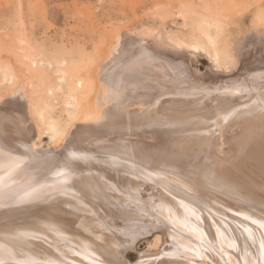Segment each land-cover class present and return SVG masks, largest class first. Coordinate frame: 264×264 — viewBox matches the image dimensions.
<instances>
[{"label":"rangeland","instance_id":"1","mask_svg":"<svg viewBox=\"0 0 264 264\" xmlns=\"http://www.w3.org/2000/svg\"><path fill=\"white\" fill-rule=\"evenodd\" d=\"M192 46L202 47L205 54L190 53ZM263 47L264 0H0V264H264V256L260 260L254 251L264 242L258 239L263 235L258 232H264L259 224H264L263 212L233 203L244 212L231 205L237 217L232 214L227 223L221 217L224 203L216 205L218 194L202 199L214 212L208 219L203 207L169 208L154 184L136 180L124 167L127 175L109 170L103 179L96 162L99 185L109 181L106 198H112L102 199L111 206L118 200L121 215L116 217L95 199L76 201L93 196L83 189L89 185H77L78 177L87 183L83 167H91L90 159H124L133 148H141L136 156L142 166L145 159L166 158L165 149L179 144L201 166L207 162H201L198 152L206 151L205 136L215 138L209 153L233 158L241 144L236 142L240 126L235 115L257 97L264 102ZM73 91L85 98L95 93L91 106L114 116L105 122L108 129L87 126L78 113L72 117L73 109L78 112L68 104ZM41 111L59 123L62 135L58 131L56 139L50 138L38 117ZM123 119L140 125L124 129ZM160 121L177 132L166 134L175 136L168 148L162 144L167 131L147 126ZM178 136L184 138L182 144ZM191 138H197L199 149L188 142ZM117 139L119 148L113 144ZM63 182L77 186L71 203L64 205L80 214L59 232L48 229V220L38 223L36 210L27 213L23 208L12 218L3 216L6 209L38 200V190L54 184L59 188ZM19 190L28 194L26 202L16 197ZM64 190L55 194H68ZM38 202L44 210L57 211L49 200ZM83 220L88 228L80 227ZM236 228L242 231L240 237H234ZM43 236L49 241H40Z\"/></svg>","mask_w":264,"mask_h":264},{"label":"bare ground","instance_id":"2","mask_svg":"<svg viewBox=\"0 0 264 264\" xmlns=\"http://www.w3.org/2000/svg\"><path fill=\"white\" fill-rule=\"evenodd\" d=\"M169 38V37H168ZM172 38V37H171ZM147 40V39H146ZM148 41H150L148 39ZM151 42V41H150ZM170 42V41H169ZM176 45V44H174ZM191 49V48H190ZM202 53L204 52L205 54V50L200 47V46H192V49H191V52L192 54L196 55L197 53ZM255 52V51H253ZM260 52L264 54V47L260 49ZM203 54V55H204ZM247 55H252L253 53L252 52H248L246 53ZM199 56V55H197ZM81 87V86H80ZM72 93V92H71ZM71 103H68L70 108H76L78 109V112L74 111H71L72 113V117L74 118L75 115L78 113L80 115V119L81 120H86L88 122V125L87 126H95L97 125V129L99 130H106L108 129V126L106 127V121L108 120H111V117H114V116H111V115H106L102 112H99V109L98 108H94L91 106V103H92V100H93V96H95V93L94 92H91V93H88L85 98V96H81L79 93H77L76 91H73V94L71 95ZM67 104V105H68ZM78 107H77V106ZM67 108H69L67 106ZM43 111H41L39 114H38V117L42 123V125H45V128L46 130H49V132L51 133L49 136L50 138H54L56 139L55 137H57L58 135V131H59V128L58 125L56 124V122H54L55 120H53L49 114L45 113ZM70 113V112H69ZM47 114V115H46ZM237 118H236V122L235 124L240 126V133H239V136L237 137L236 139V142L237 141H241V144L240 145H236L237 148H240V150L238 151L237 154H235L234 156H232L233 158L230 159V157H224V156H220V157H215L217 154H214L213 153H209V146L211 147V145L213 144L214 141V137L213 136H205L204 139L202 140H205L206 143H205V146L203 148L206 147V151H198V152H202V155H201V162H205L206 159H207V162L204 164V165H201V166H197V164H193L194 162V154L192 153V151L185 149L186 147H182V145H176L175 148L174 146L171 145L173 139H175V136H172V135H167L168 133L172 132L173 135L176 134V130L175 128L171 127L170 128V125H166L165 122H162L160 121L159 123H156V124H152V125H147V126H152L153 128L154 127H157L159 129V131L161 130H166L167 132L165 133V138H164V142L165 143H162V144H165L166 147H170L172 146L171 148H168V149H165L167 150L166 151V158L163 157L162 158H152V160H149V159H145V161L147 162L146 164L140 166L138 165V161H137V151L138 149H141V148H138L137 151L134 150L133 148V151H131L129 153L128 156H126L124 159H121L120 157H116L117 160H109L110 158H106L107 161H99L97 159H90V162H92V165L91 167H89V165L87 164L86 167L84 166L83 167V171L84 173H86V177H85V180L87 183L83 184L82 181L80 179V177H78L77 179V185L78 186H81L83 187V185H89L87 187H84L83 189L89 191V193L91 195H93L92 197H87V195H84V197H82V200L80 199L79 201L76 199V201L78 203H86V202H92L94 199L96 200V202L100 203L101 206H106L107 208V211H115L116 214H114L115 216L118 215L120 216V211L121 208L120 206L119 207H116L118 204V200L117 202H113V207L109 204L108 205V202L103 200L102 198L104 197L105 199H111L112 198L109 196L108 198H106V196L109 193H106L107 192V187H109V181L108 183H104L103 185H99V181L97 180L98 179V176L101 175V174H98L95 170L97 168V166H95L94 164L96 162H98V168H101L102 171L100 172H103V176L105 179V175H108L110 174V171L109 170H117V171H121V169H124L126 168L127 171H129V175L130 176H133L136 180L137 179H140L144 182H146L145 180H147V183L149 184H154L155 187H157V189L160 190V192L162 193H159L161 195H159V200L161 201V197L164 199L166 198V200L168 201V207L171 208L172 207H177L179 208L180 207V204H185L187 205L189 208L191 207H195L197 209H199V207H203V208H206L207 210L205 211L206 213V216L204 214V217H208V214H211L214 213L210 206H209V203L208 202H203V198L204 197H207V195H215V194H218V196L216 197L217 200H216V205H219L221 203V201L224 203L223 207L225 208V211L222 212L221 214V217H224L228 219L227 223L230 221V217L231 215L234 213L231 211V208L230 206L235 203L238 207L239 206H242V207H249L251 210H258L260 211L261 213L263 212V215L264 216V186H262L264 184V102L261 100L259 101V97L255 98L254 100H251L247 105L244 104V107L242 108V112L238 113L237 115H235ZM113 120V119H112ZM124 121L126 119H123ZM119 122V120H118ZM121 123V122H120ZM124 123V122H123ZM126 125H121L122 128L126 129L128 127V125H132V123L134 124H139V122L137 123V121H129V120H126ZM149 124V123H147ZM140 125V124H139ZM177 124L173 125L174 127H176ZM186 125V124H185ZM197 126V125H196ZM48 127V128H47ZM109 127H117L116 125L114 126H109ZM187 127V126H186ZM177 128V127H176ZM191 128V127H190ZM132 129V128H131ZM192 129V128H191ZM190 129V130H191ZM194 129H197V128H194L193 126V130ZM45 130V131H46ZM154 130V129H153ZM189 130V131H190ZM124 131H127V130H124ZM123 131V132H124ZM131 131V130H129ZM157 131V130H156ZM183 131V130H182ZM185 131V130H184ZM192 131V130H191ZM195 131V130H194ZM197 131V130H196ZM49 132H47L49 134ZM149 132V131H148ZM155 132V131H154ZM188 132V131H186ZM59 133L61 134V132L59 131ZM126 133V132H125ZM162 133V132H161ZM160 133V134H161ZM179 133L181 134V132L179 131ZM183 133V132H182ZM59 134V135H60ZM63 134V132H62ZM61 134V135H62ZM132 134V133H131ZM134 134V133H133ZM144 134V133H143ZM154 135H157V137H159L160 134L158 133H152ZM58 135V136H59ZM104 135V133H103ZM106 135V134H105ZM104 135V136H105ZM151 135V134H150ZM177 135V134H176ZM184 135V134H183ZM195 135V134H194ZM96 136V134H95ZM110 136V134H109ZM124 136V134H122V137ZM136 137V135H134ZM139 136V135H138ZM103 137V136H102ZM108 137V136H107ZM119 136H117L118 138ZM126 137V135L124 136ZM124 137H123V140H124ZM142 137V136H141ZM151 137V136H150ZM153 137V136H152ZM186 137V136H185ZM188 137V136H187ZM190 137V136H189ZM194 136H192L193 138ZM106 138V137H105ZM147 138V137H145ZM161 138L160 136V139H163ZM179 140L182 144V142L184 141V138L178 136ZM176 138V139H178ZM181 138L183 139V141L181 140ZM190 139V140H193V139ZM114 141H116L115 138H113ZM136 139V138H135ZM134 139V140H135ZM144 139V138H143ZM159 139V138H158ZM196 139L197 141V138H194V140ZM200 139V138H199ZM244 141H243V140ZM118 141L117 142H112L114 145H118V143L120 142L119 139H117ZM121 140V139H120ZM128 140V139H127ZM139 140V139H137ZM142 140V139H141ZM186 140V139H185ZM189 141L188 139V142L191 143L193 142V144L196 143V141ZM55 141V140H54ZM129 141H133V140H129ZM146 141V140H144ZM152 141V140H151ZM150 141V142H151ZM161 140H159L160 142ZM155 142V140L153 141ZM175 142V141H174ZM186 142V141H185ZM184 142V143H185ZM202 142V141H201ZM235 142V143H236ZM134 143V142H133ZM136 143V142H135ZM134 143V144H135ZM139 144V142H137ZM141 145L142 142H140ZM144 145H147L145 142H143ZM149 143V142H148ZM158 143V142H157ZM156 142L153 144H157ZM179 143V142H178ZM130 144V143H128ZM133 144V145H134ZM152 144V143H151ZM239 144V143H237ZM131 145V144H130ZM140 145V144H139ZM159 145V144H158ZM157 145V146H158ZM175 145V144H173ZM191 144H188L185 146H189ZM196 145V144H195ZM128 146V145H127ZM161 146V145H159ZM178 146V147H177ZM193 146V145H191ZM200 146V145H199ZM100 147V146H98ZM108 147V146H107ZM117 147V146H115ZM120 146L118 145V148ZM147 148L150 147V146H146ZM165 147V146H164ZM177 147V148H176ZM197 149H199L197 147V145L195 146ZM235 147V146H234ZM101 148H104V147H101ZM113 148V147H112ZM117 148V149H118ZM128 148L131 150V146H128ZM151 148V147H150ZM153 148H155L153 146ZM188 148V147H187ZM193 148V147H192ZM196 148L194 149L196 151ZM144 149V148H143ZM157 149V148H156ZM106 150V148H105ZM146 150V149H145ZM145 150L143 151V153L145 152ZM148 150V149H147ZM193 150V149H192ZM241 150H243L241 152ZM113 151V150H112ZM126 151L125 150V154H126ZM129 151V150H128ZM127 151V152H128ZM142 151V150H141ZM149 151V150H148ZM153 151V150H152ZM158 151V150H157ZM161 151V150H160ZM151 152V151H150ZM155 153V150L153 151ZM187 152V153H186ZM241 152V153H240ZM17 153V152H16ZM119 153V151H118ZM117 153V154H118ZM124 153V152H123ZM140 153V152H138ZM152 153V152H151ZM153 153V154H154ZM164 153V152H163ZM189 153V154H188ZM193 154V156H191L190 154ZM197 153V152H196ZM208 153V154H207ZM218 153V152H217ZM146 152L143 154L145 155ZM201 154V153H200ZM139 155V154H138ZM142 154L139 155V157L141 156ZM142 155V157H143ZM151 155V154H150ZM219 155V154H218ZM6 156V155H5ZM4 156V158H5ZM148 156V154L146 155V157ZM157 156H160V155H157ZM1 157V155H0ZM79 157V156H78ZM147 158H150V157H147ZM166 159V160H165ZM209 159V160H208ZM6 160V159H5ZM42 160V158H41ZM44 160V159H43ZM200 160V159H199ZM205 160V161H204ZM109 161V162H108ZM209 161V162H208ZM45 162V160L43 161V163ZM89 162V161H88ZM197 162V161H196ZM200 162V163H201ZM42 163V164H43ZM46 163V162H45ZM61 163V162H60ZM199 163V164H200ZM45 165V164H44ZM124 167V168H122ZM12 169V168H11ZM1 171V170H0ZM16 172V171H15ZM122 172V171H121ZM117 173V172H116ZM126 172H122V174ZM120 174V173H119ZM82 175V174H81ZM127 175V174H126ZM18 176V175H17ZM25 176V175H24ZM115 176V174H114ZM118 177V175H116ZM124 176V174H123ZM30 177V176H29ZM112 177V176H111ZM172 177V178H170ZM109 178V177H108ZM126 178V177H125ZM168 178V179H167ZM54 179V178H53ZM111 179V178H110ZM113 179V178H112ZM123 179V178H122ZM121 179V180H122ZM145 179V180H144ZM60 180V179H59ZM120 180V179H119ZM116 181V180H115ZM55 182V181H54ZM103 182V181H102ZM105 182H107L105 180ZM118 183V181H116ZM122 183V182H121ZM125 183V182H124ZM113 185V182L111 183ZM134 184V183H133ZM56 184H54V186L52 188H48V189H45L42 188L40 190L37 191V193H39L41 196H39L40 198L38 200H49L51 202V204H57L56 207V212H50L49 210H44V208H41V204L40 202H38V200L36 199L35 201H30V200H26L27 197H28V194H24L23 191H15V192H19L18 196L16 197H19V201L22 199L24 200L25 202L27 201V204H25L23 207L17 205V207L15 206L14 208L11 207L9 208L8 210L6 209L5 210V213L3 214L4 217H7L8 219L9 218H12L14 217V215H16L18 212H20L23 208L27 209V213H31V212H34L35 210L38 211L37 213V216L36 217V220L38 221V223H44L46 222L47 220L50 221V225L48 226V229H51L53 232H55L56 230H58L59 232V228L65 224L66 221H70L72 220L71 218L74 217L76 214L79 215L80 213L74 209H72L71 211L67 209V206H65L64 204L66 203H71V201L73 200V198L75 197V195H73L72 193V189L73 187L76 188L77 186L75 185H71L70 187V184L67 185V182H63L61 185H59L60 187L59 188H56L55 186ZM124 185V184H123ZM114 188H116L115 186H113ZM121 187H123L121 185ZM30 188V187H29ZM66 188V189H65ZM133 188V186H132ZM59 189L61 190H64V191H67V193L69 194H66V192L63 193L64 194H61V196H58L56 195L55 193L57 191H59ZM131 189V188H130ZM136 188H134L135 190ZM193 189V190H192ZM60 190V191H61ZM126 190V189H125ZM184 190V191H183ZM59 191V192H60ZM12 192V191H11ZM61 192V193H62ZM102 192V194H100ZM120 193V192H119ZM200 194H203L202 195V198H200L199 196H201ZM42 195H45L44 197H42ZM121 195V194H119ZM157 195V194H156ZM199 195V196H198ZM116 196V195H115ZM72 197V199H70ZM120 197V196H119ZM133 197V196H132ZM170 197V198H169ZM208 198V197H207ZM18 199V198H17ZM30 201V202H29ZM123 201V200H122ZM94 203V202H92ZM205 205H204V204ZM226 203V204H225ZM61 204L63 206H61ZM112 204V203H111ZM172 204H176L177 206H172ZM128 205H129V202H128ZM128 205H127V208H128ZM222 205V204H221ZM235 205V207H236ZM61 206V207H60ZM78 206V205H76ZM182 206V205H181ZM79 207V206H78ZM98 207V206H97ZM233 208H235L233 205H232ZM236 207V208H238ZM16 208V209H15ZM190 208V209H191ZM194 208V209H195ZM100 210V208H98ZM245 209V208H244ZM93 210V209H92ZM126 210V209H125ZM178 210V209H177ZM192 210V209H191ZM204 210V209H203ZM202 210V212H203ZM237 210H240V208H238ZM247 210V209H246ZM89 211V210H88ZM107 211L105 210V213L107 214ZM124 211V210H123ZM123 211H122V214H123ZM195 210H193L192 212H194ZM91 212V211H90ZM86 213L88 216L92 217L91 214ZM98 212V211H97ZM129 212V211H128ZM196 212V211H195ZM198 212V210H197ZM232 212V213H231ZM242 213L244 212L243 210L241 211ZM257 212V211H256ZM259 212V213H260ZM156 213V212H155ZM241 213V214H242ZM246 213V212H245ZM250 213V212H249ZM45 214V215H44ZM100 215V214H99ZM47 216V219H45L44 217ZM220 216V215H218ZM217 216V217H218ZM236 216V215H234ZM247 216V215H246ZM258 216V215H257ZM80 217V216H78ZM117 217V216H116ZM126 217V216H125ZM175 217V216H174ZM195 217V216H194ZM223 217V218H224ZM229 217V218H228ZM237 217V216H236ZM238 217H239V214H238ZM249 217V216H247ZM260 217V216H259ZM258 217V218H259ZM93 218V217H92ZM90 218V219H92ZM102 218V217H101ZM105 218V217H104ZM107 218H109L107 216ZM122 218V217H121ZM181 218V217H180ZM240 218V217H239ZM258 218L256 217V219L258 220ZM261 218V217H260ZM111 219V218H110ZM118 219V218H117ZM209 219V217H208ZM221 219V218H220ZM219 219V220H220ZM233 219V218H231ZM237 219V218H236ZM35 220V221H36ZM119 220V219H118ZM117 220V221H118ZM182 220V218H181ZM212 220V219H210ZM226 220V219H224ZM255 220V219H253ZM260 220V219H259ZM47 221V222H48ZM107 221V220H106ZM110 221V220H109ZM115 221V220H114ZM217 221V220H216ZM252 221V220H251ZM262 221V220H260ZM264 221V220H263ZM102 222V221H101ZM123 222V221H122ZM225 222V221H223ZM250 222V221H249ZM252 222H256V221H252ZM105 223V222H103ZM233 223V222H231ZM243 223V222H242ZM253 223V224H254ZM257 223V222H256ZM113 224V222H112ZM236 224V223H235ZM250 224V223H249ZM252 224V223H251ZM252 224V225H253ZM260 226L261 224L264 225L263 223H260ZM41 225V224H40ZM100 225V224H99ZM106 225V224H105ZM115 225V224H114ZM230 225V224H229ZM238 225V224H237ZM89 225H87L86 221L83 220L80 224V227L81 228H88ZM226 226V224H225ZM228 226V225H227ZM226 226V228H227ZM230 226H232L233 228V224H231ZM258 227H256V224H255V227L257 228V230L261 229V227H259V225L257 224ZM21 227V225H20ZM67 227V226H66ZM106 227V226H105ZM224 227V226H223ZM236 227V226H235ZM234 227V228H235ZM239 227V226H238ZM248 227V226H247ZM253 227V226H252ZM46 228V227H45ZM64 228V227H63ZM100 228V226H99ZM98 228V229H99ZM207 228V227H206ZM205 228V229H206ZM225 228V227H224ZM225 228V229H226ZM231 228V229H232ZM233 228V229H234ZM255 228V229H256ZM259 228V229H258ZM47 231H50L48 230ZM69 229H70V226H69ZM72 231H73V228L71 227ZM212 229V228H211ZM232 229V230H233ZM242 229V227H241ZM245 229V227H244ZM264 229V227L262 228ZM4 230V229H3ZM41 230V229H40ZM46 230V229H45ZM105 230V228H104ZM109 230V229H108ZM106 230V231H108ZM113 230V229H112ZM237 230V228H236ZM250 230V229H249ZM254 230V229H253ZM257 230H256V234H257ZM44 231V230H43ZM117 231V230H116ZM238 233L236 232L235 233V236L234 237H240V231L241 230H237ZM46 232V231H44ZM205 232V231H204ZM219 232V231H218ZM242 232V231H241ZM246 232V231H245ZM248 232V231H247ZM253 232V231H252ZM255 232V230H254ZM43 233V232H42ZM108 233V232H107ZM111 233V232H110ZM120 233V232H118ZM240 233V234H239ZM251 233V232H249ZM259 234L262 233L264 235V232L261 231V232H258ZM51 234V232H50ZM103 234V233H102ZM113 233H111L112 235ZM115 234V233H114ZM239 234V235H238ZM247 234V233H246ZM254 234V233H253ZM258 234V236H260ZM261 234V235H262ZM20 235V233H19ZM33 235V234H32ZM66 235V234H65ZM68 235V234H67ZM263 235L261 237H263ZM16 236V235H15ZM22 236V235H21ZM25 236V235H24ZM23 236V237H24ZM28 236V235H27ZM35 236V235H34ZM36 236L38 237L39 235H37L36 233ZM56 237V234L54 235ZM61 236V235H59ZM78 236V235H77ZM115 236V235H114ZM257 235H254L253 238H255ZM257 236V237H258ZM28 237H31V236H28ZM121 237V236H120ZM233 237V238H234ZM258 238V239H263L264 238ZM41 238V237H40ZM44 236L40 239L41 240H47L49 241V237L46 238V239H43ZM27 239V238H26ZM30 239V238H29ZM53 239V238H52ZM115 239V238H114ZM113 239V240H114ZM219 239V238H218ZM223 239V237H222ZM238 239V238H237ZM242 239V238H241ZM33 240V239H32ZM59 240V239H58ZM62 240V239H61ZM121 240V239H120ZM224 240V239H223ZM231 240H234L231 238ZM236 240V238H235ZM260 240V242H261ZM34 241V240H33ZM54 241V240H53ZM124 241V240H123ZM55 242V241H54ZM77 242V241H76ZM80 242V241H79ZM218 242H221L222 241H218ZM224 242V241H223ZM16 243V242H15ZM46 243V242H45ZM44 243V244H45ZM48 243V242H47ZM46 243V244H47ZM51 243V241H50ZM264 242L262 243H257L256 246H254V251H256V254L260 256V260H261V255L264 256ZM42 244V243H41ZM89 244V243H88ZM208 244V243H207ZM212 244V243H210ZM255 244V242H254ZM60 245V244H59ZM212 246V245H211ZM70 247V246H69ZM53 248V247H52ZM51 248V249H52ZM102 249V248H101ZM116 249V248H114ZM250 249V248H249ZM256 249V250H255ZM100 250V249H99ZM117 250H119V248H117ZM228 250V249H227ZM40 251V250H39ZM218 251V250H217ZM93 252V251H92ZM45 253V252H44ZM73 253V252H72ZM78 253V252H77ZM87 253V252H86ZM42 254V253H41ZM63 254V253H62ZM84 254V253H83ZM109 254V253H108ZM215 254V253H214ZM35 255V254H34ZM38 255V254H37ZM43 255V254H42ZM61 255V254H60ZM74 255V254H73ZM93 255V254H92ZM64 256V255H62ZM84 256V255H83ZM91 256V255H90ZM88 256H86L87 258ZM67 258V257H66ZM85 258V257H84ZM93 258V257H92ZM225 258V257H224ZM32 259V258H31ZM42 259V258H41ZM90 259V258H89ZM114 259V258H113ZM243 259V258H242ZM264 259V258H262ZM33 260V259H32ZM91 260V259H90ZM112 261V260H111ZM110 261V262H111ZM257 261V260H256ZM264 261V260H263ZM26 262V261H24ZM73 262V261H72ZM71 262V263H72ZM77 262L74 260V263ZM79 262V261H78ZM77 262V263H78ZM91 262V261H89ZM234 262V261H233ZM50 263V262H49ZM55 263V262H53ZM67 264L69 262H66ZM80 263V262H79ZM78 263V264H79ZM88 263V262H87ZM125 263V262H124ZM229 263V262H227ZM17 264V263H15ZM19 264V263H18ZM61 264H62V261H61ZM70 264V263H69Z\"/></svg>","mask_w":264,"mask_h":264}]
</instances>
